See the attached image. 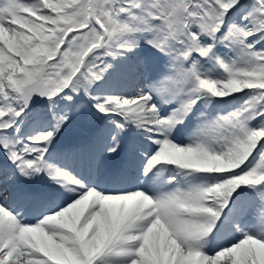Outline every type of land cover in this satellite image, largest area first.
<instances>
[{
	"label": "snow or ice",
	"instance_id": "1",
	"mask_svg": "<svg viewBox=\"0 0 264 264\" xmlns=\"http://www.w3.org/2000/svg\"><path fill=\"white\" fill-rule=\"evenodd\" d=\"M0 264H264V0H0Z\"/></svg>",
	"mask_w": 264,
	"mask_h": 264
}]
</instances>
